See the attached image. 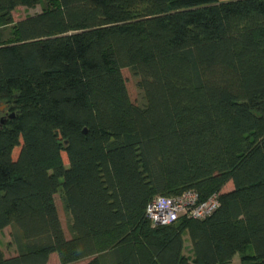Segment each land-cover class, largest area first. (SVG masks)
Wrapping results in <instances>:
<instances>
[{
  "label": "trees",
  "instance_id": "1",
  "mask_svg": "<svg viewBox=\"0 0 264 264\" xmlns=\"http://www.w3.org/2000/svg\"><path fill=\"white\" fill-rule=\"evenodd\" d=\"M187 191L218 208L151 227ZM6 228L0 264H264V0H0Z\"/></svg>",
  "mask_w": 264,
  "mask_h": 264
},
{
  "label": "built area",
  "instance_id": "2",
  "mask_svg": "<svg viewBox=\"0 0 264 264\" xmlns=\"http://www.w3.org/2000/svg\"><path fill=\"white\" fill-rule=\"evenodd\" d=\"M218 206L219 200L216 194L201 201L197 192L187 191L176 197L155 198L146 208V218L153 228L169 226L184 217L198 220L205 219Z\"/></svg>",
  "mask_w": 264,
  "mask_h": 264
},
{
  "label": "rangeland",
  "instance_id": "3",
  "mask_svg": "<svg viewBox=\"0 0 264 264\" xmlns=\"http://www.w3.org/2000/svg\"><path fill=\"white\" fill-rule=\"evenodd\" d=\"M41 11H42V5H38L37 7L32 8V9H28V8H24V7H18L13 12V19L15 22H19L28 16H33V15L39 14V13H41ZM122 73H123V77L126 81V87H127L128 94H129L131 101L136 105H142L144 103V99H143V94L139 90L138 85H137L138 79L135 76H133V74L130 72V70L124 69ZM56 205L58 208V212H59V216H60V220L62 222L64 232H65L66 236L69 238L70 236H69V232L67 229L68 218H67L66 214L64 213L62 203L60 200V195H56ZM10 232H11L10 228H6L0 232V242L2 245V249H3V251L7 257H11V256L15 255V253H16V247H15V245H13L11 243ZM185 240H186V242H185V254L190 255L191 243H190L187 236L185 237ZM88 261L89 260H85V261L78 262L75 264H85ZM49 264H59V261H58V258L56 255H52L50 257ZM229 264H241V256L239 254L236 255L233 258V260L231 261V263H229Z\"/></svg>",
  "mask_w": 264,
  "mask_h": 264
},
{
  "label": "crops",
  "instance_id": "4",
  "mask_svg": "<svg viewBox=\"0 0 264 264\" xmlns=\"http://www.w3.org/2000/svg\"><path fill=\"white\" fill-rule=\"evenodd\" d=\"M54 255H55V254H54ZM51 256H52V255H51ZM51 256H50V257H51ZM81 262H82V261H81Z\"/></svg>",
  "mask_w": 264,
  "mask_h": 264
}]
</instances>
